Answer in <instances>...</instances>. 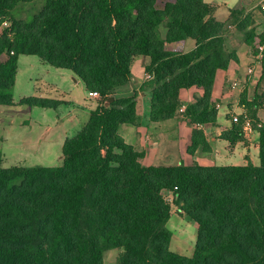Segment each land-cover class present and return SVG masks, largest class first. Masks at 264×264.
I'll list each match as a JSON object with an SVG mask.
<instances>
[{
    "label": "trees",
    "instance_id": "trees-1",
    "mask_svg": "<svg viewBox=\"0 0 264 264\" xmlns=\"http://www.w3.org/2000/svg\"><path fill=\"white\" fill-rule=\"evenodd\" d=\"M32 1L0 0V24L9 22L0 31V105L65 102L49 83L45 95L35 85L13 102L19 55L72 71L99 103L64 140L57 166L4 167L0 150V264H104L109 249H120L114 264H264V122L256 115L264 90L244 104L258 132V165L145 164L144 151L118 133L139 122L136 94L115 95L133 59L145 56L151 122L215 125V74L238 60L227 25L236 23L242 42L255 55L262 46L264 57V29L252 15L231 9L219 21L204 0H42L37 13L18 18L19 4ZM187 38L195 46L185 52ZM191 86L202 95L180 112L179 90ZM231 121L218 134L230 145L243 139L241 116ZM197 149L210 145L192 128L186 151ZM172 206L197 225L191 256L170 249Z\"/></svg>",
    "mask_w": 264,
    "mask_h": 264
},
{
    "label": "crops",
    "instance_id": "crops-1",
    "mask_svg": "<svg viewBox=\"0 0 264 264\" xmlns=\"http://www.w3.org/2000/svg\"><path fill=\"white\" fill-rule=\"evenodd\" d=\"M204 1L214 6V15L219 21H225L229 17L230 10L236 9L242 12L241 16L239 15L240 18L250 13L255 20L254 26L258 30L264 29V0ZM164 31L162 30L163 35ZM225 34H232L234 36L233 38L238 44L236 51L238 60L236 62L232 61L227 69H220L215 74L212 99L216 100L219 104L215 125H193L183 118L151 122L148 113L150 92L147 86H145L149 81L145 77L147 74L145 65L148 63V59L145 56H136L133 59L131 64V79L127 84L118 87L115 95L128 96L133 93L136 94L137 112L140 115V119L137 125L122 124L118 129V133L127 143L132 144L135 149L144 151L143 161L145 164L156 165L160 163L180 162L190 164L196 162L200 165H235L233 161L236 159L240 162V165H244L247 162H251L253 165L259 164L258 132L254 128L250 131H243V139L232 145L218 137L221 131L220 128H230L232 126L231 116L234 113L246 112L244 105L240 104V98L234 92L237 88L233 89V92L228 88L230 81L237 78L242 80L248 68L253 67V73L248 74L247 78V84L251 86L247 101H251L256 90H264V57L259 62L257 61V55L252 54L247 45L242 42V34L236 30V23L228 24ZM194 46V40L187 38L183 44V50L185 52L189 51ZM168 47L175 48L176 44H168ZM24 61V67L31 62L30 58H25ZM40 62L44 63L41 60ZM46 72L51 73L54 78V80L50 81V84L59 89L56 97L65 102L59 104L55 109L35 106L29 111L30 113L34 112L35 116L37 114L44 115V113L48 116L47 113L49 112L43 109L56 111V114L53 120L48 119L46 116L44 119L29 117L24 120V122L27 121L26 124L24 122L21 123V125L26 126V129L22 133L20 146L26 152L21 151L23 155L16 159L20 163L13 165H22L21 163L25 164L26 162L30 164L29 161L32 159V156L31 154L28 155V153L33 148H36L41 141L47 142L48 152L53 153L55 158L61 163V147L64 140L75 135L85 125L90 111L99 103L98 96H91L89 94L90 91L85 88L81 79L72 71L58 68L49 70V68H46ZM18 75L19 68L17 66L13 91L19 83ZM227 83L229 84L227 85ZM41 94L45 95L46 92L42 91ZM201 95L202 90L195 86L180 89L179 99L182 103L181 107L185 108L186 105L194 101L195 97ZM23 97L26 96L20 95L18 101ZM18 101L13 99L15 104ZM0 106H2L0 110L3 114V116L0 115V129H3V132L7 130V133H9L14 121L12 118L8 120L7 112L4 113L3 110L7 107L16 106ZM256 115L258 119L264 122V108H258ZM4 117L5 120H3ZM2 122L5 123L1 125ZM192 128H199L204 131L210 145L209 152L205 153L197 149L193 155L187 153L186 147L190 141ZM54 149L56 150L54 151ZM175 156L179 157V159L177 158L178 161H175L177 160ZM5 157V153L2 152V163Z\"/></svg>",
    "mask_w": 264,
    "mask_h": 264
},
{
    "label": "rangeland",
    "instance_id": "rangeland-1",
    "mask_svg": "<svg viewBox=\"0 0 264 264\" xmlns=\"http://www.w3.org/2000/svg\"><path fill=\"white\" fill-rule=\"evenodd\" d=\"M42 4V0H33L32 2L26 4H19L16 10V15L18 18L29 17L32 14H35L39 11ZM255 22V20H254ZM9 26L8 21H4L0 24V31L4 28ZM18 60V68H19V75H18V85L17 88L13 91V99L18 101L20 95L24 96H31L32 92L34 94L35 85L46 92L45 86L46 84H50V81L54 80L51 73L46 72V68L49 70L54 69L53 66H50L46 63H41L40 59L36 55H19ZM27 58L31 60L27 64L26 67L24 59ZM51 68V69H50ZM248 73H245L243 79L237 78L236 80L239 82V85L236 90H234L236 96L240 98V104H245L247 102V96L249 94V86L247 83ZM229 83H227L228 85ZM247 84V85H245ZM228 88L230 91L231 89L229 86ZM233 92V91H232ZM32 94V95H33ZM235 96V95H233ZM2 106H0L1 108ZM33 107H29L27 105H18L16 107H7L3 110L4 113L7 112L8 120L10 118L13 119V127L11 128L10 132L7 133V130L3 132V129H0V149L3 153H5L6 157L3 161L2 165L4 167H8L13 164H18L16 159L23 155L24 151L21 146V136L23 131L26 129L25 125H21L25 119L29 117H37L38 119H44L46 114L44 115L37 114L35 116L34 112H29ZM46 110L48 119L53 120L56 114V111L53 110ZM0 115L3 116L2 111L0 110ZM5 120V117L3 118ZM7 121V120H6ZM5 121V122H6ZM5 122H2L1 125ZM27 121L24 122L26 124ZM47 142L41 141L36 148H33L28 155L31 154L32 159L29 163H21L22 165H45V166H57L60 164V161L55 158L53 153L48 152V147L46 146ZM54 147V146H53ZM56 149H54L55 151ZM27 155V154H26ZM175 158L179 159L178 156ZM175 160V161H178ZM183 159V158H181ZM185 163V162H184ZM235 165H240V162L236 159L233 161ZM171 194H167L166 198L168 201H171ZM167 228L171 231V240H170V249L174 252H177L181 255L191 256L194 250V245L196 242V230L197 225L194 221H192L187 215L181 212L176 206L171 207V215L166 223ZM120 253V249H109L104 252L103 254V263L104 264H114Z\"/></svg>",
    "mask_w": 264,
    "mask_h": 264
},
{
    "label": "built area",
    "instance_id": "built-area-1",
    "mask_svg": "<svg viewBox=\"0 0 264 264\" xmlns=\"http://www.w3.org/2000/svg\"><path fill=\"white\" fill-rule=\"evenodd\" d=\"M262 49H263L262 46H260L259 49H258L257 58H256L258 62H259L260 59L263 57ZM247 73H248V74L253 73V67L248 68ZM145 77H146L147 79H151V78H152V75L149 74V73H147ZM238 85H239V82H238L237 80H232V81H230V84H229V86H230L231 89H235V88H237ZM89 94H90L91 96H95V97L98 96L97 93H95V92H91V91H90ZM215 107H216V108H219V104L217 103V104L215 105ZM183 110H184L183 107H180V108H179V111H183ZM237 116H241V119H242V121H241V123H242V130H243L244 132H245V131H250V130L253 128L252 119L250 118V116L248 115L247 112L244 111V112H240V113H234L233 116H232V118H233V119H237Z\"/></svg>",
    "mask_w": 264,
    "mask_h": 264
},
{
    "label": "water",
    "instance_id": "water-1",
    "mask_svg": "<svg viewBox=\"0 0 264 264\" xmlns=\"http://www.w3.org/2000/svg\"><path fill=\"white\" fill-rule=\"evenodd\" d=\"M106 105H107V103H106Z\"/></svg>",
    "mask_w": 264,
    "mask_h": 264
}]
</instances>
